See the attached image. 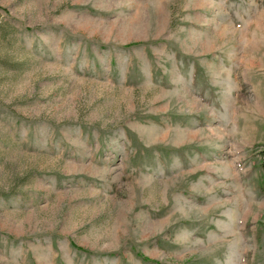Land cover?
Here are the masks:
<instances>
[{
    "label": "rangeland",
    "instance_id": "374dc122",
    "mask_svg": "<svg viewBox=\"0 0 264 264\" xmlns=\"http://www.w3.org/2000/svg\"><path fill=\"white\" fill-rule=\"evenodd\" d=\"M263 184L264 0H0V264H264Z\"/></svg>",
    "mask_w": 264,
    "mask_h": 264
},
{
    "label": "trees",
    "instance_id": "16d2710c",
    "mask_svg": "<svg viewBox=\"0 0 264 264\" xmlns=\"http://www.w3.org/2000/svg\"><path fill=\"white\" fill-rule=\"evenodd\" d=\"M262 189H263V192H264V184H263V186H262ZM146 259H148V258H146ZM158 264H161V263H158Z\"/></svg>",
    "mask_w": 264,
    "mask_h": 264
}]
</instances>
